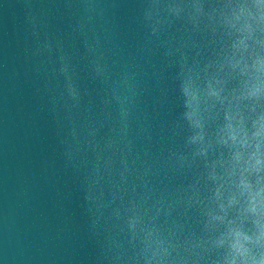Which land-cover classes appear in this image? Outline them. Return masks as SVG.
I'll list each match as a JSON object with an SVG mask.
<instances>
[{
  "label": "clouds",
  "instance_id": "1",
  "mask_svg": "<svg viewBox=\"0 0 264 264\" xmlns=\"http://www.w3.org/2000/svg\"><path fill=\"white\" fill-rule=\"evenodd\" d=\"M57 4L65 32L42 19L11 67L0 51V100L18 91L22 61L47 55L70 109L60 116L53 99L49 113L80 182L92 264H264V0H139L138 62L123 66L98 35L119 0H59L41 4L42 16ZM2 125L0 108V264H31ZM81 142L86 162L73 149Z\"/></svg>",
  "mask_w": 264,
  "mask_h": 264
},
{
  "label": "water",
  "instance_id": "2",
  "mask_svg": "<svg viewBox=\"0 0 264 264\" xmlns=\"http://www.w3.org/2000/svg\"><path fill=\"white\" fill-rule=\"evenodd\" d=\"M55 2L59 0H0V51L3 49L9 67L17 47L23 45L26 30L33 24L39 27L43 19L50 32L66 31L69 20L60 15L65 11L61 5L45 9L49 12L42 16L40 5ZM119 3L114 20L98 35L101 53L123 66L138 62L142 33L131 22L139 0H119ZM91 42L95 45L96 39ZM63 43L74 47L76 41L65 33ZM76 63L81 84L89 93L95 83L88 78L83 60L77 58ZM148 71L150 74L152 69L149 67ZM61 89L47 55L22 61L18 91L5 92L0 100L3 166L6 176H11L18 164V229L26 254L32 257L31 264H92L94 253L86 234L80 182L74 170L62 164V148L57 142L61 126L54 123L49 113L53 99L60 116L69 112L60 96ZM154 95L159 96V92ZM147 99L150 101L152 97ZM159 107L163 118L166 105L162 99ZM82 116V112L73 114V121L78 123ZM73 149L78 161L86 162L83 143L74 144Z\"/></svg>",
  "mask_w": 264,
  "mask_h": 264
}]
</instances>
